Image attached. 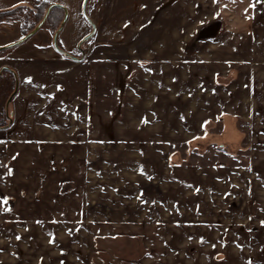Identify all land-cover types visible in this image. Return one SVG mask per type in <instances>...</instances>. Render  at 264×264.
Returning a JSON list of instances; mask_svg holds the SVG:
<instances>
[{
  "label": "crops",
  "instance_id": "0c3cea01",
  "mask_svg": "<svg viewBox=\"0 0 264 264\" xmlns=\"http://www.w3.org/2000/svg\"><path fill=\"white\" fill-rule=\"evenodd\" d=\"M38 1L64 8L58 49L57 21L14 46L20 21H0V99L15 77L11 122L0 129V264H67L61 247L80 236L67 235L69 224L83 221L88 237L138 239L126 253L170 256L167 264L263 263L264 0H88L94 34L81 50L91 29L84 0ZM29 4L0 0V12ZM215 123L221 131L209 132ZM232 127L240 148L248 139L246 165L172 164L177 141L213 143L206 137ZM100 135L110 142L119 206L155 207L154 214L110 213V235L99 230L104 213L83 207ZM196 175L209 186L197 185ZM153 188L170 198L146 194ZM179 189L189 195L185 203L171 194ZM196 192H213L215 201L195 202ZM183 205L191 208L186 217L163 212ZM200 206L230 209L222 217Z\"/></svg>",
  "mask_w": 264,
  "mask_h": 264
},
{
  "label": "rangeland",
  "instance_id": "374dc122",
  "mask_svg": "<svg viewBox=\"0 0 264 264\" xmlns=\"http://www.w3.org/2000/svg\"><path fill=\"white\" fill-rule=\"evenodd\" d=\"M238 4V3H237ZM230 16L232 19L234 15L227 14V17ZM230 18H227L229 20ZM91 32V29H90ZM21 38V36H20ZM9 94V93H8ZM3 99V98H2ZM8 100V98H5L3 101ZM6 100V102H7ZM1 102V101H0ZM242 123H238L239 129L243 131L244 134L249 132V129L246 125H241ZM108 129V128H104ZM110 129V128H109ZM222 129L221 124L215 123L214 125L210 126L208 128L209 132L212 133H218ZM103 130V129H102ZM108 133V131H106ZM105 133V134H107ZM248 135V134H247ZM246 136V135H245ZM207 139H209L213 143H197V144H185L183 141L176 142L172 146V150H175L177 155L179 156V159L172 164L175 165L177 163L178 165H182L187 167L193 166V167H201V166H220V167H226V166H236V165H246V159H245V153H242L246 150V145L248 142V139H245L244 142L241 143L240 148V141L242 135L238 133V131H235V129L232 127L229 132H225L223 136H207ZM101 142L98 144H94V151L95 154L93 157H89V169H88V176H85L86 179V188H84V210L88 213H96L100 216L104 213V216L108 218L106 225H103L99 227V230H104V235L108 233L110 235V213L111 214H123L124 211H131L134 210L138 213L141 211L154 214L155 207L153 205L138 207V204L134 203L133 200H131L129 204L126 206H119L120 201H122L121 197L118 195L113 198V190L120 184L113 183V176L110 175V167L112 168V165L110 164V142L107 140L106 136L100 135ZM224 141V142H223ZM218 143V144H217ZM220 144V145H219ZM98 145V146H97ZM97 146V147H96ZM242 151H241V150ZM239 150V151H238ZM235 151H238V153H234ZM241 151V152H240ZM164 164H166L165 159H163ZM172 161V160H171ZM160 161L158 160V163ZM163 164V163H162ZM163 164V166H165ZM201 177V176H200ZM195 176V180L197 185L202 187H207L209 185H204V182L202 181V177ZM166 178V177H165ZM165 178H163L164 182L166 181ZM111 179V182H110ZM209 183V182H207ZM123 186H121L122 188ZM138 186H135V191L138 189ZM88 188V189H87ZM126 188V187H125ZM130 189L129 185H127V190ZM87 190V191H86ZM134 191V192H135ZM118 192V191H117ZM115 192V194H118ZM157 192V193H155ZM123 194V192H121ZM138 192H135L137 194ZM208 193V192H207ZM220 193V192H219ZM218 193V194H219ZM146 194H151L152 197L156 194L162 195V197L168 195L167 192H159L156 191L154 188L151 191H147ZM173 197L176 198L175 200L178 203H185L186 200H188V194L187 191L179 189L178 192L174 191L171 192ZM126 195V194H125ZM129 195V194H127ZM215 193L211 192V194H207L206 196H203V193L196 192V195L193 197V200L195 202H199L201 204L202 202H207L209 200L215 201L213 198H215ZM167 197L170 198L168 195ZM210 198V199H209ZM244 198V197H242ZM115 199V200H113ZM216 199H222L221 197H217ZM120 200V201H119ZM191 200V199H190ZM225 200V199H224ZM114 201L116 203H114ZM221 204H224L227 201L218 200ZM129 202V200H128ZM127 202V203H128ZM114 203V204H112ZM115 207L116 212H110V207ZM105 207V208H104ZM218 207V208H217ZM191 208H188V206H178L173 208H163L164 214L168 215L169 219H179V216H176V214L183 215L190 214L191 211L189 210ZM200 211L202 213V210L204 211V214L208 215L213 210L217 209L220 210V213H213L214 216L221 215L224 216L222 213L225 210H229L230 207H224L221 208L219 206L216 207H209V206H200ZM224 209V210H223ZM170 210L174 211H181L178 212H172L173 217H171ZM223 210V211H222ZM167 211V212H165ZM84 212V214H85ZM219 212V211H218ZM230 214V213H228ZM190 216V215H189ZM188 216V217H189ZM186 217V216H185ZM120 224V223H115ZM71 227V230L67 231V235H75L78 234L79 238L77 240H74L68 238L69 236L64 235L67 239H65V242L63 243L61 247V252L64 251L67 255V264H167L168 258L170 256L166 255H152V254H128L126 253V250H133L134 247L138 246V239H134L136 241H123L122 239H110V236L107 237V239H92V237H88L89 234L86 232L87 224L83 221V227L80 226V224H69ZM80 227V228H79ZM77 230H82L77 233ZM70 231V232H69ZM106 231V233H105ZM100 235V233H99ZM97 241V242H96ZM153 243L154 239L148 240V243ZM116 251V253H115ZM54 252L53 250L51 251ZM63 252V253H64ZM60 253V250H59ZM55 255H58V250L56 248ZM247 264H254L250 262V259ZM259 264H264L259 263Z\"/></svg>",
  "mask_w": 264,
  "mask_h": 264
},
{
  "label": "trees",
  "instance_id": "16d2710c",
  "mask_svg": "<svg viewBox=\"0 0 264 264\" xmlns=\"http://www.w3.org/2000/svg\"><path fill=\"white\" fill-rule=\"evenodd\" d=\"M28 1L30 2L29 5H22V6H18L14 9H11L8 11L0 12V21L8 20V19L20 21L21 38L25 37L29 32H31L41 22V20L43 19L44 15H45L47 8L49 6H51L50 4L40 2L38 0H28ZM87 3H88V1H87ZM87 3H86V8H87ZM64 13H65V11H64V8H62V7L57 6V7L52 8L49 11L43 25L44 26H51V24H52L51 22L53 20H54V22L57 21L56 26L53 27V28H55L54 32H56L58 27L60 26L62 20H63ZM90 27H91V25H90ZM91 38L92 37H90L87 41H89ZM87 41L81 43L80 48ZM61 53L64 55L66 54L65 52H61ZM70 55L73 56L72 53L69 54V56ZM9 87H10L9 94H6L5 96H3V99H0V101H1L0 102V129H5L6 127L9 126V124L11 122L12 117L10 115V112L6 108V100L7 99L5 101H3V100L5 98H9L11 93L14 91V87H15L14 75L11 77Z\"/></svg>",
  "mask_w": 264,
  "mask_h": 264
},
{
  "label": "water",
  "instance_id": "95a60500",
  "mask_svg": "<svg viewBox=\"0 0 264 264\" xmlns=\"http://www.w3.org/2000/svg\"><path fill=\"white\" fill-rule=\"evenodd\" d=\"M87 1L88 0H84V2H83V6H82V12H83V15H84V18L86 19V21L91 25V32L87 35V36H85L81 41H80V43L78 44V49L79 50H81V48H80V45H81V43H83V42H85V41H87L90 37H92L93 36V34H94V26H93V24L91 23V21H90V19L87 17V15H86V3H87ZM54 7H57V5H51V6H49L48 8H47V10H46V12H45V15H44V17H43V19L41 20V22L31 31V32H29L25 37H23V38H21L18 42H16V43H14V44H11V46H14V45H17V44H19V43H21V42H23V41H25V40H27L28 38H30L42 25H43V23H44V21H45V19H46V17H47V15H48V13H49V11L52 9V8H54ZM65 20H66V14L64 15V17H63V20H62V22H61V24H60V27L57 29V31L54 33V35H53V45H54V47L56 48V49H58L57 48V46H56V37H57V34H58V32L60 31V29H61V27L63 26V24H64V22H65ZM10 46V47H11ZM66 56H69V54H65ZM6 69V68H5ZM13 94H14V92L11 94V96L8 98V100H7V103H6V106H7V104L9 103V101L11 100V98H12V96H13Z\"/></svg>",
  "mask_w": 264,
  "mask_h": 264
},
{
  "label": "snow or ice",
  "instance_id": "6c2138e0",
  "mask_svg": "<svg viewBox=\"0 0 264 264\" xmlns=\"http://www.w3.org/2000/svg\"><path fill=\"white\" fill-rule=\"evenodd\" d=\"M18 239H19V237H18Z\"/></svg>",
  "mask_w": 264,
  "mask_h": 264
}]
</instances>
